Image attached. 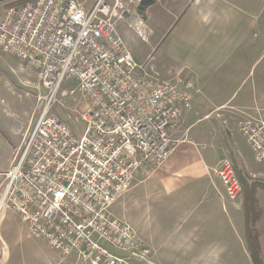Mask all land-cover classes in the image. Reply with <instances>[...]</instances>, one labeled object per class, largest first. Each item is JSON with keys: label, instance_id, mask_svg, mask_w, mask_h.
Segmentation results:
<instances>
[{"label": "built area", "instance_id": "2783aa9c", "mask_svg": "<svg viewBox=\"0 0 264 264\" xmlns=\"http://www.w3.org/2000/svg\"><path fill=\"white\" fill-rule=\"evenodd\" d=\"M10 2L0 4V56L35 71L44 94L5 175L0 213L17 214L29 237L63 257L75 254L77 264H155L111 207L137 174L150 176L168 161L192 111L193 81L162 80L135 61L116 29L128 11L124 0H97L90 9L78 0ZM75 94L87 108L72 126L55 109ZM239 132L264 165V118L245 121ZM212 171L236 201L242 186L233 163L222 160Z\"/></svg>", "mask_w": 264, "mask_h": 264}, {"label": "crops", "instance_id": "0c3cea01", "mask_svg": "<svg viewBox=\"0 0 264 264\" xmlns=\"http://www.w3.org/2000/svg\"><path fill=\"white\" fill-rule=\"evenodd\" d=\"M78 1L90 9L97 0ZM125 4L128 10L125 19L117 22L119 29L116 25L119 36L123 39L120 29L122 23H126L135 27L138 33L140 30L142 34L138 38L143 36L142 41L149 43L152 50L158 48L156 53L162 49L161 60L152 61L154 57L143 53L134 57L123 39L135 61L152 68L162 80L191 79L194 88L189 91L192 111L174 135L176 145L168 161L147 180L133 184L123 196L122 204L128 207L126 205L131 203L137 208L142 205L139 197H143L149 202L157 198L156 203L164 207L166 202L160 201L162 196L183 191L186 201H182L181 206L188 212L185 231L171 235V249L165 250L166 254L162 256L159 249L142 239L139 225L129 216L127 208L118 214L112 207L111 211L118 219L130 224L151 248L155 264H227L223 259L231 257L234 251L221 244L235 238L237 233L228 232L216 218V213L228 214L232 209L233 221L243 224L240 230L244 234L245 217L238 214L236 202L227 196L221 180L212 170L227 158L226 152H230L234 165L238 157L242 169L249 174L253 172L240 152L234 134L245 121L264 118V102L258 99L264 98V68L255 78L259 66L255 67L264 56V0H156L145 11L138 10L140 4L131 7L128 0ZM140 56L144 59H139ZM33 122L26 127L25 135ZM202 122H209V125L196 130V125ZM0 136L10 149L7 139ZM11 166L10 152L8 161L0 166V189L4 182L2 178ZM205 199L211 204L199 218L190 219L194 204L199 202L201 205ZM4 212L15 214L4 210L0 215ZM7 241L22 249L21 236L3 226L0 242Z\"/></svg>", "mask_w": 264, "mask_h": 264}, {"label": "rangeland", "instance_id": "374dc122", "mask_svg": "<svg viewBox=\"0 0 264 264\" xmlns=\"http://www.w3.org/2000/svg\"><path fill=\"white\" fill-rule=\"evenodd\" d=\"M132 1L133 3H130L131 7L141 3V0ZM122 24L124 25L122 29H120L121 36L131 49L134 57H136L139 53L141 55L143 53L146 56L150 54V57H154L152 61L161 60L160 53L162 52V49L156 53L158 48L152 50L149 43L146 44L142 41L143 39L141 37L138 38L139 33L135 27H129L126 23ZM116 25L119 29V24ZM135 37H137V40H135ZM132 38H134V41H132ZM139 59H144V57L140 56ZM257 66L259 67L255 72V78L259 77L261 70L264 68V56L255 68H257ZM253 75L254 72L252 73V76ZM38 83V74L33 70L26 69L21 61L12 56H0V134H2L10 144V149H8L5 144H3L4 140L1 139L2 137L0 136V166L4 165L8 161L10 152L12 153L13 164L17 150L23 145L25 138L24 135L27 129L26 127H28L31 122L36 120V117L38 116L39 104L37 98L39 95L44 94L43 90H39L37 88ZM64 87V90H68L73 89L74 86L71 83H65ZM258 99L260 102H264L263 97ZM61 101L67 106V108L57 106L55 113L63 119H68L70 116L71 119L68 120L72 126H75L74 120L79 119V114L83 113L87 108L85 100L79 94H75L71 98L62 97ZM73 111H77V113H74ZM206 125H209V122L199 123L195 128L196 130H201L206 127ZM80 130H82V126L80 127ZM234 136L238 143L240 152L247 161L248 166L251 168L250 171L253 172H251L252 174H249L250 172L246 173L242 169L238 157L236 159L238 163H236L237 168H241V170L246 173L249 180L264 183V165L256 162L253 151L249 147L245 138L239 132V129L236 130ZM208 148L209 146L206 149ZM200 149L204 150L202 146H200ZM225 157L233 163V167L235 169L232 154L230 152H226ZM150 176L137 174L131 183V187L135 183L147 180ZM5 179L6 177L2 178V181L4 182L2 188L0 189V197L6 185ZM241 186L242 193L235 201L237 205L236 210L238 211V214L245 217L244 189L242 184ZM257 196L259 206L262 210L257 226L261 234L260 242L264 255V191L259 190ZM145 200L146 199L143 197H139L138 201L141 202L142 205L137 208L132 207L131 203L126 205L128 207H124L122 204L123 197H121L112 206V211L115 214H118L119 211L122 212L125 208H127L129 216L134 217L136 223L139 225L138 229L140 230L142 239L146 240L152 247L159 249L160 254L165 256V250L168 252V250L171 249V244L173 242V237L171 235L181 234L185 231V219L187 217L188 210H183L181 204L182 201H186V194L183 191H178L173 196H162L160 201L166 202L164 207H160L156 203L157 198L152 199L150 202ZM209 204L211 203L206 199L203 200L201 205H199V202H196L193 206L195 210L190 215V219L199 218V215L202 214ZM228 212V214H223L221 211L216 213V218L221 220L228 232H231V234H233V232L237 233L235 238L233 236L230 241L225 242L226 244H224V242L221 244L223 246L231 247L234 251L231 257H227L226 259L224 258L223 261L227 262V264L232 261L237 264H253L248 253L247 246L245 245L246 236L243 230L242 233L240 230L243 227V224L238 225L233 221L234 216L232 209H229ZM17 216L10 213L6 214V212L0 215V229L5 226L12 233L16 231V234L22 238V249L11 245L9 241H7L8 243L0 242V264L78 263L77 256L75 254L63 257L60 253L50 248L44 241L31 237L26 238V235L29 234L28 231L26 232L27 228L21 223ZM171 254L172 253L170 252V255ZM163 258L164 257H162V259Z\"/></svg>", "mask_w": 264, "mask_h": 264}, {"label": "trees", "instance_id": "16d2710c", "mask_svg": "<svg viewBox=\"0 0 264 264\" xmlns=\"http://www.w3.org/2000/svg\"><path fill=\"white\" fill-rule=\"evenodd\" d=\"M11 1L8 6L23 5L32 0H0V2ZM13 1V2H12ZM156 0H141L139 9L145 11L152 6ZM237 176L244 189V209H245V236L248 253L253 264H264V255L261 247V234L258 229V223L262 210L259 206L257 193L259 190L264 191V183L251 181L241 170L235 165Z\"/></svg>", "mask_w": 264, "mask_h": 264}]
</instances>
